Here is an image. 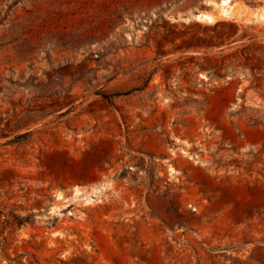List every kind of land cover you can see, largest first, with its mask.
<instances>
[{
  "label": "rangeland",
  "instance_id": "374dc122",
  "mask_svg": "<svg viewBox=\"0 0 264 264\" xmlns=\"http://www.w3.org/2000/svg\"><path fill=\"white\" fill-rule=\"evenodd\" d=\"M0 264H264V0H0Z\"/></svg>",
  "mask_w": 264,
  "mask_h": 264
}]
</instances>
